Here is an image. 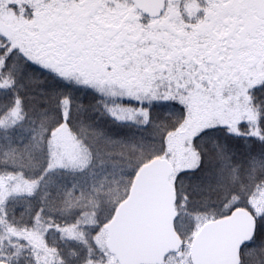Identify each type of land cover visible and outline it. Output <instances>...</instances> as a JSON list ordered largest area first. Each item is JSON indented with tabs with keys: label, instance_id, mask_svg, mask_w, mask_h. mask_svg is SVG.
Returning a JSON list of instances; mask_svg holds the SVG:
<instances>
[{
	"label": "snow or ice",
	"instance_id": "snow-or-ice-1",
	"mask_svg": "<svg viewBox=\"0 0 264 264\" xmlns=\"http://www.w3.org/2000/svg\"><path fill=\"white\" fill-rule=\"evenodd\" d=\"M0 264H264V0H0Z\"/></svg>",
	"mask_w": 264,
	"mask_h": 264
}]
</instances>
